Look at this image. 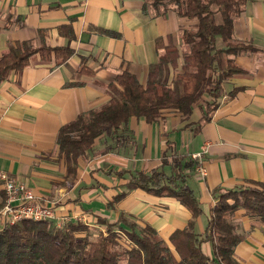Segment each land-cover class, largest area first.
Segmentation results:
<instances>
[{"label":"crops","instance_id":"0c3cea01","mask_svg":"<svg viewBox=\"0 0 264 264\" xmlns=\"http://www.w3.org/2000/svg\"><path fill=\"white\" fill-rule=\"evenodd\" d=\"M143 3L0 0V55L17 41L32 40L39 46L38 30L46 33L45 45L73 50L59 65L53 57L44 60L36 54L21 72H10L0 84V172L24 182L41 202L51 206L55 224L65 216H70L71 222L80 219L85 223L84 215L73 216L78 213L93 217L95 224L98 219L115 223L124 215L140 226L149 224L169 244V236L186 225L190 212L175 199L128 190L124 185L131 173L159 168L164 152L189 158L208 144L201 163L206 175L202 177L195 168L185 184L204 210L196 220L197 233H203L207 224L215 202L214 189L264 183V0H248L234 17L233 40L252 44L255 50L233 56L246 73L225 80L224 95L209 121H201L202 106H194L188 120L175 111H164L153 123L131 117L128 128L133 145L112 146L101 153L111 145L105 135L96 141L95 154L79 161L71 182L65 177L55 141L59 129L79 113L106 104L105 87L118 73L127 70L144 82L157 61L155 40L161 37L165 44L171 41L181 47L180 32L195 26L172 9L156 15L147 6L144 14ZM63 25H70L73 39L58 31ZM82 64L93 75L80 73ZM234 87L243 89L227 97ZM53 199L58 200L56 205ZM4 200L0 182V206ZM233 218L242 223L244 231L253 227L234 254L239 264H247L257 248H264V225L241 210ZM202 250L211 254L207 243L202 244Z\"/></svg>","mask_w":264,"mask_h":264},{"label":"trees","instance_id":"16d2710c","mask_svg":"<svg viewBox=\"0 0 264 264\" xmlns=\"http://www.w3.org/2000/svg\"><path fill=\"white\" fill-rule=\"evenodd\" d=\"M247 1L144 0V14L147 6L156 15L172 9L178 17L195 22V26L180 32L181 47L171 41L165 44L161 37L155 40L157 61L150 66L144 82L127 70L118 73L105 87L109 96L106 104L79 113L59 129L55 141L65 165V177L71 182L76 178L79 161L94 155L96 141L105 135L111 145L101 153L112 146L133 145L134 137L128 128L131 117L153 123L164 111H175L188 120L193 107L207 96L201 121H209L224 95V81L246 73L233 56L255 50L252 44L236 42L232 37L234 17ZM217 14L220 22L216 21ZM58 31L68 39L74 37L70 25L60 26ZM99 32L118 36L106 30ZM37 35L39 46L32 40L17 41L1 53L0 84L10 72H21L36 54L44 60L53 57L56 65L72 55L68 46L45 45V31L38 30ZM218 39L222 47L217 46ZM79 71L93 75L83 64ZM170 72L178 81L176 87L166 81ZM242 89L234 87L226 95L233 97ZM185 157L164 152L159 168L131 173L124 185L128 190L141 189L157 197L175 199L190 212L186 225L169 236V244L149 224L139 226L124 215L115 223L98 219L106 232L100 231L95 238H91L85 223L68 222L57 227L52 221L24 220L0 229V264H239L234 254L244 235L231 218L241 210L264 225V183L214 189L215 202L209 209L207 224L203 233H197L196 220L204 210L185 184L198 162ZM203 243L209 244L210 255L202 250Z\"/></svg>","mask_w":264,"mask_h":264},{"label":"built area","instance_id":"2783aa9c","mask_svg":"<svg viewBox=\"0 0 264 264\" xmlns=\"http://www.w3.org/2000/svg\"><path fill=\"white\" fill-rule=\"evenodd\" d=\"M208 144L201 151L191 154L192 159L198 162L196 171L203 177L206 169L203 167L202 156L207 152ZM0 182L5 194V200L0 207V229L7 225L18 224L24 220L52 221L55 218L54 209L41 202L24 182L10 177L6 172H0ZM75 223H83L77 220ZM71 222L70 218L63 217L55 225L62 227ZM86 224V223H85Z\"/></svg>","mask_w":264,"mask_h":264},{"label":"rangeland","instance_id":"374dc122","mask_svg":"<svg viewBox=\"0 0 264 264\" xmlns=\"http://www.w3.org/2000/svg\"><path fill=\"white\" fill-rule=\"evenodd\" d=\"M216 21L217 22H220L221 21V18H220V15L219 14H217L216 15ZM217 46L218 47H221L222 46V42H221V40L220 39H218V41H217ZM230 78V77H229ZM166 81L168 82V83H170L171 85H173V86H178V81H177V79H175V76H174V74H173V72H170V74H168L167 76H166ZM225 82V81H224ZM224 84V83H223ZM179 88V87H178ZM180 90V89H179ZM207 99V96H204L202 99H201V101H199L196 105H195V107L196 108H198L199 106H203L205 103V101H207L206 100ZM56 201H58L57 199H53L52 200V202H54V205H56ZM2 206V205H1ZM0 206V207H1ZM85 216V223L87 224V232L90 234V236H91V238H95L96 236H97V234L100 232V231H103L104 233L106 232V227L104 226V225H102V224H95V219L92 217H89V216H86V214H75V215H73L74 217H76V219L79 217V216ZM67 218L69 217L70 218V216H66ZM231 220H232V222H234L236 225H239L240 227H239V232L240 233H242L243 235L245 234H249L250 232H251V228L253 229V227L251 226V228L248 230V231H244L243 229H241V222L240 221H238V220H236V219H234V218H231ZM256 223V222H255ZM255 223L252 221V225H255ZM52 224H55L54 222H52ZM140 226V225H139ZM248 227H250V223H249V225L247 226V228ZM85 234V232L84 233H82L81 234V236H83ZM262 246H264V244H262ZM247 264H264V248H263V250H262V248H257V250H255V252H254V255H252V256H250V258H248V260H247Z\"/></svg>","mask_w":264,"mask_h":264}]
</instances>
